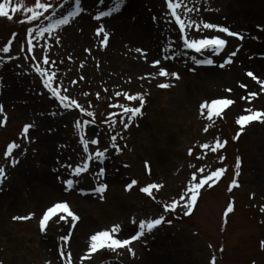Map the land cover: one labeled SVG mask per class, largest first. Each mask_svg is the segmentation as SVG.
<instances>
[{"label":"rangeland","instance_id":"obj_1","mask_svg":"<svg viewBox=\"0 0 264 264\" xmlns=\"http://www.w3.org/2000/svg\"><path fill=\"white\" fill-rule=\"evenodd\" d=\"M39 2L55 6L53 20L76 7L75 0ZM185 2L200 10L190 14L197 22L227 26L242 33L244 39L215 30L198 33L193 27L187 29L190 38L219 35L227 40L220 55L195 53L183 46L184 33H179L178 25L166 22L167 0H126L118 12L100 21L92 17L107 11L114 0H82L85 11L51 36L33 38L32 45L27 43L28 29L47 25L51 8L39 21L29 23L27 9L34 8L37 0H13L12 6L19 3L20 10L12 14V20L0 18V49L11 42L9 53L0 51L4 57L0 62V105L7 116V123L0 125V166L7 173L0 185V264H69L67 254H60L61 245L73 253L71 264H212L213 260L216 264H264V122L254 121L243 131L238 123L241 115L264 111V0ZM101 22L110 33L106 46L100 43L102 35L95 34ZM240 45L233 62L220 67L224 57ZM137 48L144 49L147 57L137 53ZM45 53L50 62L56 61L54 67L43 65ZM165 55L175 58L163 60ZM193 57L212 58L214 64H196ZM156 59H161V65L153 67ZM37 64L55 71L61 94L75 99L85 112L74 106L63 109L50 98L35 72ZM160 67L181 78L160 77ZM217 70L227 75L215 78ZM160 83L171 87L162 89ZM117 92L144 97L142 116L127 129L120 116L112 115H122L123 110L113 105L137 107L140 102L128 101ZM217 99L234 103L209 120L210 109H202V105ZM53 111L57 115H50ZM88 111L94 116L88 117ZM27 124L34 127L25 137ZM114 135L119 152L111 146ZM82 136L99 140L97 145L89 142L93 156L97 149L108 151L102 164L94 159L87 172L73 176L72 171L88 156ZM217 140L222 146L213 151ZM13 142L20 148L6 159ZM13 158L19 161L15 167L11 166ZM63 164L72 167L63 168ZM100 168L105 169L103 177L96 175ZM200 168L205 174L221 168L226 171L219 181L201 190L191 210L178 207L175 212H165L164 204L186 195L193 174L203 178ZM65 179L76 181V187L66 190ZM233 181L239 187H232ZM100 183L107 185L103 194L95 191ZM151 184L158 187L149 196L142 188ZM128 185H132L130 189ZM65 201L79 215V222L70 224L71 218L62 219L66 213H59L41 229L47 209ZM229 206L232 213H227ZM161 215L166 222L152 233L145 230L130 245L132 251H91L90 237L96 232L119 225L116 238H130L137 234L142 220ZM27 216L32 218L15 219ZM66 234L70 240L64 242L61 238Z\"/></svg>","mask_w":264,"mask_h":264},{"label":"snow or ice","instance_id":"obj_2","mask_svg":"<svg viewBox=\"0 0 264 264\" xmlns=\"http://www.w3.org/2000/svg\"><path fill=\"white\" fill-rule=\"evenodd\" d=\"M13 0H0V18H7L8 20H12L13 13H16L20 10L21 5L19 3L16 4L15 7L12 6ZM126 2V0H114V4L112 7H110L107 11H98L95 13V15L92 17L93 19L100 21L101 18L108 17L112 13L118 12L120 10L121 6ZM76 7L73 11H70L67 13V15H62L59 19L53 20L52 17L56 16L57 13L55 11V6L52 3L49 2H39L37 0V3L35 4V7H29L27 9L28 13L31 15L29 16V23L32 22H37L40 20L41 17L45 15V13H49V9L51 8L52 11L47 17V19L50 21L47 25L44 26H39L37 28H29L28 29V36L29 39L27 43L29 45L33 44V38L35 39H41L45 38L47 36H51L54 32H56L58 29H60L62 26H66L70 23L71 18L77 15V13H80L82 11H85L82 8V0H75ZM167 8L169 9V12L165 14V19L168 24H175L178 25V31L179 33H184L183 35V46L193 50L195 53H204V52H209L213 53L215 55H220L221 52L226 48L227 46V40L225 38H222L219 35H207V36H202L201 38H190L187 35V29H191L193 27L196 28L197 32H201L202 30H215L218 33H224L227 36H234L237 37L238 39L243 40L244 35L239 32H235L230 30L229 27L227 26H221L216 23L212 22H204L200 21L197 22L195 19H193L190 14L193 12H199L200 10L196 8L195 6L193 7H188L187 3L185 0H167ZM134 19V18H133ZM155 20L156 18L153 17ZM23 22V21H22ZM261 30H264L262 28ZM95 34L99 38L102 35V39L100 40V43L102 45H107L110 33L106 30L105 25L101 22L99 23L98 27L95 29ZM56 42L59 43V37L56 36L54 37ZM179 39V37H178ZM10 46L11 42H9L8 46H4L0 51L3 53L7 54L10 52ZM237 46L236 51H233L227 56L224 57L223 63H221L219 66L224 67L226 64H230L233 62V57L237 54L239 51V48L241 47ZM30 52L32 51V48L28 49ZM137 53H140L142 56L145 58L147 57V53L144 49L137 48L135 49ZM169 52L172 51L171 46L168 49ZM174 55H165L162 56L163 60H170L174 59ZM9 59H12V57H9ZM33 60L36 59V56L33 55L32 57ZM4 57H0V62H3ZM193 60L196 64H207V65H213L214 60L212 58H204V59H196L193 57ZM43 65H50L54 67L56 65V61H51L49 60V56L47 53L44 54L43 60H42ZM153 67L157 65H161V59H156L155 61L152 62ZM35 72L39 75V77L42 79V83L45 89L51 94L50 98H54L59 102V106H61L63 109H70L73 106L75 108H79L80 111L83 113L85 112V108L82 107L75 99H71L70 96L61 94L60 87L56 85V79H57V73L55 71H49L48 68L41 67L39 64L34 66ZM195 69H193L194 71ZM159 76L160 77H174L176 80H179L181 77L178 73L176 72H169L165 67H160L159 68ZM247 75L253 76L252 72H248ZM143 78V77H142ZM255 78V77H254ZM158 87L162 89H167L171 87L169 83H160ZM68 89H64V92H67ZM43 95V93H41ZM99 95V94H97ZM117 96L125 95L126 99L128 101H137L139 100L140 105L137 107H129L125 106L123 104H117L113 105V107L116 108H121L123 110L122 115L120 113H113L112 115L114 116H120V123L123 124V127L127 129L133 120H135L137 117L142 116V108L144 106V97L143 95H128V94H122L120 92L116 93ZM253 96H255V93H252ZM234 103L232 99H217L209 105L207 102H205L202 105V109H210V114L208 116V119L211 120L212 117H218L222 114L224 109L227 106H230ZM251 112V110H247ZM62 114V113H61ZM0 115H3V120H0V125L6 124L7 123V116L4 114V107L3 105H0ZM50 115H57L56 112H51ZM86 115L88 117H93L94 113L91 111L86 112ZM124 117L127 118L125 121ZM111 120L112 125L116 124V120L112 119L111 116L109 117ZM254 121H260L264 122V111H257L253 112L252 114L248 115H241L239 117L238 123L241 125V129L243 131V128L254 122ZM34 127V124H27L25 125L23 129V133L25 137H27V134L29 132V129ZM207 131V129H206ZM241 131V134H242ZM239 139V135L236 137ZM117 136H112L111 141H112V147L116 149L117 152H119L121 149L119 145L116 143ZM89 142L92 145H97L99 143L98 139H90L85 140L83 136L81 137V143L83 144V151L85 153H88L87 159L81 164L75 167V169L72 171L71 175L73 176H80L82 173H85L89 170L91 162L95 159L99 163H103L104 159L106 158V152L108 151L107 148H104V150H99L97 149L94 153V156L91 152H89ZM224 144L227 143V141L223 142ZM221 142L217 140L216 147L213 149V151H216L221 148ZM204 148H208L209 145L204 144ZM20 148V145L13 142L11 143L7 151L5 153V158L7 159L8 157H11L13 152ZM191 155V152L189 153ZM18 159L13 158L11 160V166L15 167V165L18 163ZM63 168H71L72 166L69 164H63L61 165ZM195 168V165H193ZM54 171H59V168L54 169ZM226 169L221 168L218 171H213L211 174H205V169L200 168L199 173L202 175L203 178H199L196 174H193L191 176V183L187 186V192L186 195L181 197V200H174L170 205L169 204H164V209L165 212H175L178 207H183L185 209L191 210L197 203V200L200 196L201 190L206 186V185H212L215 182L219 181L222 173H224ZM105 174V169L100 168L96 175L98 177H103ZM7 178V173H6V168L0 166V185H3L5 179ZM66 185V190L71 191L74 187H76V181L73 179H65L63 181ZM133 184L136 183V181L132 182ZM132 185H128V188L130 189ZM158 187L157 184H151L147 187L142 188V191L144 193H147L149 196H152L153 194V189H156ZM232 187H239L238 183L236 181H233ZM107 188L106 184L100 183L99 186L95 189V191L99 194H103ZM183 201V203L181 202ZM261 211L264 212V208H261ZM233 212V207L229 206L227 208V213H232ZM59 213H66V216L62 217V219L67 220L68 218H71L69 223L71 224L72 222H79L80 217L77 215L71 208L70 204L68 202H58L54 206L49 207L47 209V212L43 215L42 220L40 221V227L41 229H46L49 225V220L54 216L58 215ZM186 214L190 215L191 211L186 212ZM31 216L27 217H15V219H31ZM166 222V216L161 215L159 218H155L152 220H142L139 225V231L137 234L132 235L130 238H116L119 235V230L120 226L119 225H114L111 230H101L96 232L95 234L91 235L90 240H91V251L96 252L98 249H122V248H129V251H132L130 248V245L133 243V241H136L143 237L145 235V230L148 233H152L153 230L157 229L158 226L163 225ZM135 223V221H133ZM170 223V221H169ZM62 241L67 242L70 240V237L66 234L64 237L61 238ZM222 251V250H221ZM67 254V258L69 260V264H71V260L73 257V253L71 251H67V249L61 245V255ZM133 255L135 254L134 252L132 253ZM212 264H216L215 260H213Z\"/></svg>","mask_w":264,"mask_h":264},{"label":"bare ground","instance_id":"obj_3","mask_svg":"<svg viewBox=\"0 0 264 264\" xmlns=\"http://www.w3.org/2000/svg\"><path fill=\"white\" fill-rule=\"evenodd\" d=\"M134 2H132V4H133ZM137 8V5L135 4L133 7H132V11H135V9ZM91 17H92V15H91ZM147 29H148V32L150 31V29H149V27H147ZM227 75V73L226 72H222V71H219V70H217V71H214V77L216 78V77H218V78H220V77H222V78H224L225 76ZM52 192V190L51 189H48L47 188V192ZM78 241H76V243H77Z\"/></svg>","mask_w":264,"mask_h":264}]
</instances>
